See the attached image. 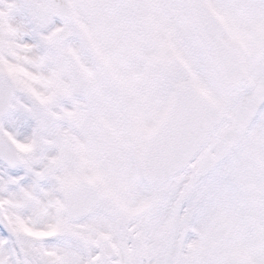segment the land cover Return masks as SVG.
<instances>
[{
  "label": "snow or ice",
  "instance_id": "6c2138e0",
  "mask_svg": "<svg viewBox=\"0 0 264 264\" xmlns=\"http://www.w3.org/2000/svg\"><path fill=\"white\" fill-rule=\"evenodd\" d=\"M0 264H264V0H0Z\"/></svg>",
  "mask_w": 264,
  "mask_h": 264
}]
</instances>
